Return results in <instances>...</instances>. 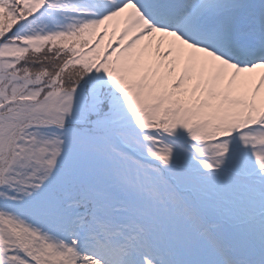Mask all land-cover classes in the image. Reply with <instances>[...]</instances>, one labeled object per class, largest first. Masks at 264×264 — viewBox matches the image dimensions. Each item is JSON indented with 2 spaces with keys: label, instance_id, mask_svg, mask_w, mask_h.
I'll return each mask as SVG.
<instances>
[{
  "label": "snow or ice",
  "instance_id": "obj_1",
  "mask_svg": "<svg viewBox=\"0 0 264 264\" xmlns=\"http://www.w3.org/2000/svg\"><path fill=\"white\" fill-rule=\"evenodd\" d=\"M0 264H264V0H0Z\"/></svg>",
  "mask_w": 264,
  "mask_h": 264
}]
</instances>
